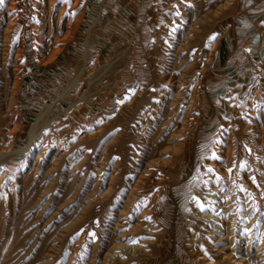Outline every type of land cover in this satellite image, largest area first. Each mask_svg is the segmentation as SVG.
I'll use <instances>...</instances> for the list:
<instances>
[{
  "label": "rangeland",
  "instance_id": "obj_1",
  "mask_svg": "<svg viewBox=\"0 0 264 264\" xmlns=\"http://www.w3.org/2000/svg\"><path fill=\"white\" fill-rule=\"evenodd\" d=\"M110 1L79 0L68 23L19 0L8 27L0 0V264H264V73L217 69L263 0Z\"/></svg>",
  "mask_w": 264,
  "mask_h": 264
},
{
  "label": "crops",
  "instance_id": "obj_2",
  "mask_svg": "<svg viewBox=\"0 0 264 264\" xmlns=\"http://www.w3.org/2000/svg\"><path fill=\"white\" fill-rule=\"evenodd\" d=\"M138 0H112L107 13L133 14ZM114 3V5H112ZM238 29L221 42L219 54V77L222 83L235 80L241 67L256 65L264 73V0L247 10L240 19Z\"/></svg>",
  "mask_w": 264,
  "mask_h": 264
},
{
  "label": "bare ground",
  "instance_id": "obj_3",
  "mask_svg": "<svg viewBox=\"0 0 264 264\" xmlns=\"http://www.w3.org/2000/svg\"><path fill=\"white\" fill-rule=\"evenodd\" d=\"M18 1L19 0H9V6L8 8L6 9V12H7V15H8V19H9V22H8V27H10V25H14L18 22L17 20V17L14 18V14H12V10L15 8L16 5H18ZM27 0H23V2H26ZM45 1L47 2L48 4V7H49V11L50 13H53V12H56L58 11V14H57V17L60 19V20H64L65 18H67V22L69 23V21L71 20V12H72V8L75 6V3L78 2L79 0H30V4L32 6V10L33 12H39L40 11V8L42 5L45 4ZM189 1V0H188ZM232 1V0H230ZM28 3V2H27ZM29 5V4H28ZM30 7V5H29ZM39 9V10H38ZM15 10V9H14ZM19 13V12H18ZM17 13V14H18ZM32 13V12H31ZM36 13V14H37ZM40 13V12H39ZM38 13V14H39ZM13 16V17H12ZM40 16V15H39ZM12 17V18H10ZM24 22V21H22ZM64 23V22H63ZM67 23V25H68ZM23 24V23H22ZM23 27V26H22ZM92 32H93V27L90 28L89 30V35H88V45L90 44L91 42V36H92ZM22 34V33H21ZM34 34V33H33ZM39 37V36H38ZM34 41V40H33ZM38 43V42H37ZM217 45V40L215 41H212L211 43V50H214V48L216 47ZM13 48V47H12ZM88 49V48H87ZM89 51V49H88ZM88 51L84 53V55L82 56V58L80 59V62L79 64L76 66L75 70H74V75L73 77L69 80V83L68 85L66 86L65 90H64V93H67V89L68 88H71L73 86H76L78 85L85 72H86V60H87V56H88ZM40 55V54H39ZM20 63V62H19ZM18 66V65H17ZM251 68V67H250ZM248 74H256V70L252 69L249 73V71L247 70V68L245 67L243 69V71L241 72V76L242 77H247ZM252 85V84H251ZM258 86V85H256ZM193 88V87H192ZM192 90V89H191ZM252 90V89H251ZM260 91V86L257 88V89H254L253 90V95L256 94L257 92ZM85 94H88V92H85L83 93L81 96L78 97V100H77V103L80 102ZM196 90H193L192 91V102H193V99L194 97L196 96ZM251 95V93H250ZM253 97V96H252ZM198 101H196V104H197ZM195 103V102H194ZM248 103V100L247 98L245 99V104ZM195 104V105H196ZM244 105V104H243ZM191 106H193L191 103L189 105V108H191ZM240 106V105H239ZM242 106V105H241ZM188 110V109H187ZM61 115V113H57V111H55V104H50L48 106H46L41 112L38 113L37 115V119L34 123H32L30 125V128H29V137H28V146H32V145H37V142L39 139H41L42 136L45 137V134L51 130L53 128V124L55 122V120H57L56 118L59 117V115ZM250 116V115H249ZM61 118V117H60ZM57 122V121H56ZM248 123V122H247ZM251 125V124H250ZM10 131V130H9ZM88 132V131H87ZM40 137L38 140L37 138ZM43 137V139H44ZM48 140V138L46 139V141ZM45 141V142H46ZM150 148V147H149ZM5 151V150H4ZM264 151V149H263ZM2 152V151H1ZM3 153V152H2ZM0 156L1 153H0ZM1 166V164H0ZM162 175V174H161ZM9 178V177H8ZM253 178V177H252ZM158 179V178H157ZM207 183H210L212 186L216 187L217 188V181L215 180V177L213 178H209L206 182ZM227 188V187H226ZM256 188V187H255ZM206 191V187L205 186H198L197 188V191L196 193L197 194H200L202 191ZM132 192H134V190H132ZM212 193V191H211ZM101 195V194H100ZM103 196V195H102ZM214 196H218L217 193H215ZM219 198V197H218ZM143 200V199H142ZM248 208V206H246ZM202 214V213H201ZM205 216H208L207 213H204ZM248 221V220H247ZM247 223L249 224V222H244L242 224V232L241 234H245L248 232V234H250L249 232V227L247 226ZM261 231V229H259ZM257 231L256 230V237H260V231ZM255 238V237H254ZM260 240H261V237H260ZM259 240V243L261 242ZM257 241V240H256ZM240 244V243H239ZM206 258V256H205ZM204 258V259H205ZM263 258V257H262ZM209 261V260H208ZM235 264H244L243 261L241 259H234L233 260Z\"/></svg>",
  "mask_w": 264,
  "mask_h": 264
},
{
  "label": "snow or ice",
  "instance_id": "obj_4",
  "mask_svg": "<svg viewBox=\"0 0 264 264\" xmlns=\"http://www.w3.org/2000/svg\"><path fill=\"white\" fill-rule=\"evenodd\" d=\"M216 34L214 33L213 34V36H215ZM132 91H134V89L132 90ZM122 102V101H121ZM214 155H215V153H214ZM242 187V186H241ZM197 199H199V198H197ZM201 207H203V204H201Z\"/></svg>",
  "mask_w": 264,
  "mask_h": 264
}]
</instances>
